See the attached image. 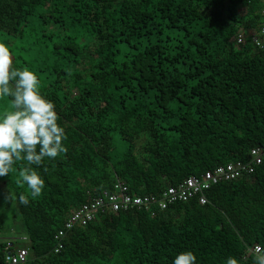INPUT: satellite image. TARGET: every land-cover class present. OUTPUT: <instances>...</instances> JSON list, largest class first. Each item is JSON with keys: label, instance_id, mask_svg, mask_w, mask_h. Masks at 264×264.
Here are the masks:
<instances>
[{"label": "trees", "instance_id": "trees-1", "mask_svg": "<svg viewBox=\"0 0 264 264\" xmlns=\"http://www.w3.org/2000/svg\"><path fill=\"white\" fill-rule=\"evenodd\" d=\"M262 28L264 0H0V43L36 73L66 134V151L33 165L39 196L20 200L26 162L0 176V233L11 234L0 263L10 243L29 249L27 264H171L184 249L196 264H251L264 249V159L213 185L206 204L99 212L55 248L72 213L117 182L160 196L251 159L264 143V48L252 39ZM11 109L0 97V114Z\"/></svg>", "mask_w": 264, "mask_h": 264}, {"label": "clouds", "instance_id": "clouds-1", "mask_svg": "<svg viewBox=\"0 0 264 264\" xmlns=\"http://www.w3.org/2000/svg\"><path fill=\"white\" fill-rule=\"evenodd\" d=\"M0 97H10L12 109L0 114V176L5 175L15 161L26 162L19 170L28 189L21 195L39 196L45 180L37 167L45 158L52 159L66 151L63 141L65 129L58 123L53 102L40 91V81L28 66L13 67L11 53L0 43ZM197 256L191 249L177 252L171 264H196ZM223 264H240L235 256H228ZM251 264H264V249L257 246Z\"/></svg>", "mask_w": 264, "mask_h": 264}, {"label": "built area", "instance_id": "built-area-1", "mask_svg": "<svg viewBox=\"0 0 264 264\" xmlns=\"http://www.w3.org/2000/svg\"><path fill=\"white\" fill-rule=\"evenodd\" d=\"M254 43L260 48H264V28L255 36ZM237 44L246 42L243 31H240L236 37ZM251 159L249 161H233L225 165H220L213 170L207 171L200 176H190L183 182L175 186L168 187L160 196L155 195H135L129 190L124 182H117L112 192H104L102 196L91 199L72 213L66 221L65 226L60 229L56 235L58 244L55 252L62 248V240L67 233L75 226H86L96 219L99 212L106 210L127 211L132 209H144L155 215L157 211L166 210L171 204L180 201H187L198 196L201 204L208 202L205 192L213 185L220 182L237 180L242 176L253 174L256 168L263 163L264 143L251 149ZM25 239V237H24ZM261 247V246H260ZM13 248L8 244L3 262L0 264H27L29 259V249L27 247ZM262 248V247H261ZM257 246L253 253L256 254ZM263 249V248H262Z\"/></svg>", "mask_w": 264, "mask_h": 264}, {"label": "rangeland", "instance_id": "rangeland-1", "mask_svg": "<svg viewBox=\"0 0 264 264\" xmlns=\"http://www.w3.org/2000/svg\"><path fill=\"white\" fill-rule=\"evenodd\" d=\"M9 236H11V234H8V233H0V239H4V238H7V237H9Z\"/></svg>", "mask_w": 264, "mask_h": 264}]
</instances>
